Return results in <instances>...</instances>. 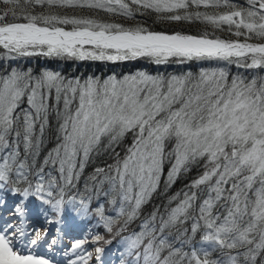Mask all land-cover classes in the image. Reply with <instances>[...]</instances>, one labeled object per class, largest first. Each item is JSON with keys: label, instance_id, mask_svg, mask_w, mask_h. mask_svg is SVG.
I'll return each mask as SVG.
<instances>
[{"label": "snow or ice", "instance_id": "snow-or-ice-1", "mask_svg": "<svg viewBox=\"0 0 264 264\" xmlns=\"http://www.w3.org/2000/svg\"><path fill=\"white\" fill-rule=\"evenodd\" d=\"M261 72L264 0H0V264H264Z\"/></svg>", "mask_w": 264, "mask_h": 264}, {"label": "trees", "instance_id": "trees-1", "mask_svg": "<svg viewBox=\"0 0 264 264\" xmlns=\"http://www.w3.org/2000/svg\"><path fill=\"white\" fill-rule=\"evenodd\" d=\"M242 2V0H241ZM148 24L157 28V29H163L168 27H183L184 29H191L192 31H196L199 28H202L203 26L200 24H183V25H176L172 24L169 25L167 23L163 22H157L153 23L152 18H148L147 20ZM129 23H131L129 21ZM22 64L33 67L34 69H40L41 67L47 66L51 68H56L57 70L63 71L68 76H88V75H97L104 77L106 75L117 73V74H125L129 72H133L137 69H143L147 70L151 73H178V72H185V71H198L199 65H168V66H160L157 67L155 65H151L147 63L146 61L140 60L135 62H129V63H123V64H105L100 62H70V63H64V62H46L44 58H32L29 60L21 61ZM13 66H16L13 64ZM231 71L233 73L235 72H244L243 69H237L234 66L232 67ZM262 75H264V72H261ZM51 147V145H49ZM43 158V153L41 154V159ZM102 163V161L98 160L97 164ZM92 167L90 166L87 170V172H91ZM186 179L179 180L174 187L169 191V195L175 193L177 190H179L184 183H186ZM165 202V197L157 194L154 196L152 201L145 207L144 212L147 213L151 210L153 205H160ZM132 227H136V225H133Z\"/></svg>", "mask_w": 264, "mask_h": 264}, {"label": "rangeland", "instance_id": "rangeland-1", "mask_svg": "<svg viewBox=\"0 0 264 264\" xmlns=\"http://www.w3.org/2000/svg\"><path fill=\"white\" fill-rule=\"evenodd\" d=\"M116 252V246L113 245L112 247H110L106 253H105V264H118V260L117 257L115 255Z\"/></svg>", "mask_w": 264, "mask_h": 264}]
</instances>
